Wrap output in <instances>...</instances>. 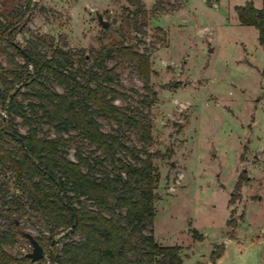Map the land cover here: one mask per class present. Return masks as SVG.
<instances>
[{"label":"rangeland","instance_id":"1","mask_svg":"<svg viewBox=\"0 0 264 264\" xmlns=\"http://www.w3.org/2000/svg\"><path fill=\"white\" fill-rule=\"evenodd\" d=\"M30 1L28 7L27 0H0L2 23L26 18L15 43L24 46L32 35H47L72 51L123 44L148 55L157 100L150 110L152 143L147 151L165 155L154 159L160 174L154 200L156 241L179 246L182 264H264V48L256 29L240 25L235 11L248 2L264 10V0H163L165 11L153 9L157 0H141L148 13L141 31L133 28L134 8L128 0ZM0 62L10 67L1 42ZM116 72L115 89L132 99L118 98L115 105H135L143 82L134 64L121 63ZM6 117L0 105L1 134ZM97 120L106 133L118 128L115 122ZM14 127L27 135L21 118ZM121 129L126 145L141 148L134 129ZM77 142L68 149L72 160ZM4 148L16 150L10 140ZM1 182L18 195L12 179L0 172ZM25 219L20 222L24 233L49 236L41 221ZM0 222L8 221L0 216ZM221 245L224 251L213 261L212 252ZM30 252L24 237L10 250L14 256Z\"/></svg>","mask_w":264,"mask_h":264},{"label":"trees","instance_id":"2","mask_svg":"<svg viewBox=\"0 0 264 264\" xmlns=\"http://www.w3.org/2000/svg\"><path fill=\"white\" fill-rule=\"evenodd\" d=\"M127 2L134 8L133 28L141 31L148 13L141 0ZM162 3L157 0L153 9L165 11ZM235 11L240 25L256 29L264 48V10L248 2ZM25 21H0V42L10 65L0 62V105L7 115L0 172L18 192L14 195L8 184L0 183V216L8 221L0 222V264H182L179 246H162L154 237L160 181L154 159L165 155L147 151L152 143L150 110L157 100L148 55L123 44L72 51L47 35H32L22 46L13 37ZM112 61L116 65L109 67ZM124 62L134 64L143 93L135 105L120 109L116 99H132L114 87L119 82L116 67ZM16 118L22 119L27 135L14 127ZM98 118L118 128L106 133ZM123 126L136 131L141 148L125 144ZM7 140L15 151L4 148ZM76 141L72 160L68 149ZM84 145L90 149L85 151ZM23 218L26 223L41 221L48 231L47 238H35L47 251L38 263L27 254L10 253L23 237ZM223 251V245L215 247L212 260Z\"/></svg>","mask_w":264,"mask_h":264},{"label":"water","instance_id":"3","mask_svg":"<svg viewBox=\"0 0 264 264\" xmlns=\"http://www.w3.org/2000/svg\"><path fill=\"white\" fill-rule=\"evenodd\" d=\"M98 17H101V14L97 13ZM102 27L106 28L107 24L102 23ZM0 137H4L3 134L0 133ZM216 151L213 149L212 154H214ZM260 199V198H259ZM22 236L27 239V241L30 243L31 246V252L28 253L26 256L31 260L32 263H38L44 258V249L41 247V245L36 241L35 238H33L31 235L27 233H22ZM54 244V241L52 242V245Z\"/></svg>","mask_w":264,"mask_h":264},{"label":"crops","instance_id":"4","mask_svg":"<svg viewBox=\"0 0 264 264\" xmlns=\"http://www.w3.org/2000/svg\"><path fill=\"white\" fill-rule=\"evenodd\" d=\"M262 234L264 235V229L262 230Z\"/></svg>","mask_w":264,"mask_h":264}]
</instances>
